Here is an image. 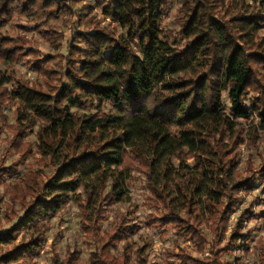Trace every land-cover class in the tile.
Wrapping results in <instances>:
<instances>
[{
	"label": "trees",
	"instance_id": "obj_1",
	"mask_svg": "<svg viewBox=\"0 0 264 264\" xmlns=\"http://www.w3.org/2000/svg\"><path fill=\"white\" fill-rule=\"evenodd\" d=\"M73 1L83 0H0V141L17 156L0 163L8 195L0 209L11 223L0 233V264H37L50 220L70 202L93 246L89 264H126L127 236L140 223L127 214L108 231L99 225L112 205L129 202L126 185L135 174L146 181L143 202L153 211L147 228L162 236L173 229L197 252L209 245L207 258L192 259L174 243L182 264H230L220 261L227 245L218 248L227 217L238 192L264 179V159L257 169L249 161L237 168L241 122L250 120L248 139L264 138V0H178L175 28L164 24L168 0H97L100 17L93 6L73 10ZM64 16L83 28L72 27L62 72L27 47L24 35L2 32L15 19ZM36 32L51 44L63 35L37 25ZM26 56L44 86L15 75ZM32 126L39 155L50 163L39 165L49 166L45 177L32 168L18 176L31 156L25 136ZM175 180L178 196L168 189ZM247 213L236 218L228 246ZM118 245L122 254L115 255ZM57 257L49 264H79L78 245Z\"/></svg>",
	"mask_w": 264,
	"mask_h": 264
},
{
	"label": "rangeland",
	"instance_id": "obj_2",
	"mask_svg": "<svg viewBox=\"0 0 264 264\" xmlns=\"http://www.w3.org/2000/svg\"><path fill=\"white\" fill-rule=\"evenodd\" d=\"M168 1L170 6L164 24L166 27L175 28L174 20L180 3L178 0ZM95 3H97V0H83L78 2L73 1L71 5L73 10H79L80 13L85 14V10L82 7H95ZM235 4L236 2L233 3V6H235ZM93 13H96V16L100 17L97 7L94 8ZM108 22L109 19L106 18L105 23ZM36 25L43 30L52 29L54 33L60 32L63 35L58 37L55 43L51 44L36 32ZM73 26L79 27L80 30L83 28L79 24H75V19L69 16L48 21L45 19L21 18L15 19L9 24L4 25L2 27V32L12 37L24 35L28 40L27 47L37 50L41 55L38 57L49 56L50 67L58 72H62L64 68L63 55H65L67 41L72 36ZM30 61H32L30 56H26L19 63L15 64L13 66L15 75L19 79L44 86V78L29 66ZM224 103H226V98H224ZM76 111L81 112L78 109ZM5 114L8 123H12L15 117V107L7 108ZM249 121L241 122L245 129V133L243 134V142L237 148L239 152L237 168L240 171H244L247 161L257 169L258 165H260V160L264 159V138L261 137L253 141V139H248V136L245 135L252 127ZM36 128L37 126H32L25 136V142H30L32 145L31 156L26 158L23 166L19 168L18 176L26 173L30 168L39 171L42 177L50 173L49 166L39 167V165H50V163L48 159L45 157L42 158L39 155L36 146ZM258 135H261L260 131ZM10 137L11 133H9V138ZM249 142H252L253 146H250ZM4 149L5 145L0 141V163L1 157H3V165L11 164L17 156L14 155L11 150L6 151ZM61 154L62 151L60 150L56 151L55 155L58 157ZM41 158L43 159L42 161ZM38 160H40V163L37 162ZM179 182L182 181L180 180ZM177 183L178 182L175 180L168 186V189H171L174 196H178V189L175 186ZM126 189L129 202L112 205L111 208L107 210V218L99 225L100 233L108 231L114 223L118 222L122 215L127 214H129L130 219H134V221L140 223V227L134 233L127 236L126 244L129 248L126 252V264H136L137 256H140L139 260L143 261L144 264H182L177 258L178 249L174 245L176 242L180 244L181 248L184 250L183 255H186V257L188 256L192 259H205L208 257V244L203 246L202 252H197L194 245L188 240L184 242L182 237L178 236L173 229H168L166 235L162 236V230L147 228L145 223L146 217L153 211L144 206L143 200L145 196H148L144 177L135 174L131 182L126 185ZM263 192L264 179L262 181L256 180L251 187L242 189L238 192L237 196L240 202L234 212L227 217L224 234L220 244H218V248L226 245L229 248L228 253L220 256V261L222 263L264 264V257L261 256V250H264ZM7 196L2 186H0V197H2V202L7 200ZM14 209L16 211L19 210L17 203L14 204ZM245 210H247L248 213L243 220V225L241 227L242 234L235 240L233 247L228 246V234L234 229L236 218ZM79 222L80 217L77 207L70 202L60 214L50 220L47 236L39 251L36 263L49 264L53 254L58 256L57 259L60 262L68 247L71 248L73 245H78V263L89 264V254L93 250V246L90 245L91 240L87 239L80 230ZM10 224L11 223H6L4 221L0 209V233L7 229ZM207 225L211 226L212 223L208 221L206 225L201 226L205 235H209L210 233V230L206 228ZM112 253L115 255L122 254L121 246L118 245ZM186 264L193 263L187 262Z\"/></svg>",
	"mask_w": 264,
	"mask_h": 264
}]
</instances>
